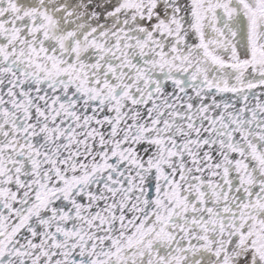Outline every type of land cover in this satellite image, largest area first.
<instances>
[{"label": "snow or ice", "instance_id": "obj_1", "mask_svg": "<svg viewBox=\"0 0 264 264\" xmlns=\"http://www.w3.org/2000/svg\"><path fill=\"white\" fill-rule=\"evenodd\" d=\"M0 264H264V0H0Z\"/></svg>", "mask_w": 264, "mask_h": 264}]
</instances>
